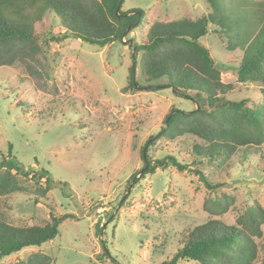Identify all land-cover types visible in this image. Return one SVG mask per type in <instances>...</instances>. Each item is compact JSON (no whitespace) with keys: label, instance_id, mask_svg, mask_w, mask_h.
<instances>
[{"label":"rangeland","instance_id":"1","mask_svg":"<svg viewBox=\"0 0 264 264\" xmlns=\"http://www.w3.org/2000/svg\"><path fill=\"white\" fill-rule=\"evenodd\" d=\"M121 9L144 12L141 24L121 43L100 48L73 38L59 42V22L46 13L37 61L0 67V149L6 155L10 143L12 154L31 171L27 178L18 176L30 194L6 197L10 222L42 224L48 219L47 207L57 215L74 216L59 225L54 240L26 248L0 264L23 260L36 251L51 256L54 264H160L177 252L184 234L207 221L205 198L234 197L233 206L220 217L228 224L253 202L264 208V157L233 160L221 171L205 168L225 185L215 193L197 177L174 168L156 170L127 188L129 177L143 167L142 147L159 132L170 109L187 113L195 108L163 87V80L149 84L156 91L121 92L134 59L135 79L142 82L137 70L140 53L133 51L134 45L141 43L153 22L196 19L209 8L205 0H124ZM201 41L220 67L222 81H234L232 62L239 61L240 53L227 51L213 31ZM244 88L229 98L255 100L258 89L264 91L261 83ZM197 141L190 135L157 140L147 154L151 160L172 155L188 161L187 150ZM40 170L48 173L51 188L45 198L36 200L32 191L43 183L37 180ZM99 216L101 233L96 237Z\"/></svg>","mask_w":264,"mask_h":264},{"label":"trees","instance_id":"2","mask_svg":"<svg viewBox=\"0 0 264 264\" xmlns=\"http://www.w3.org/2000/svg\"><path fill=\"white\" fill-rule=\"evenodd\" d=\"M122 4L124 0H121ZM209 12L196 19L180 18L156 21L149 25L144 39L134 49L140 53L137 70L142 82L129 70L122 93H135L150 88L152 82L163 80V87L190 100L195 108L183 112L172 107L157 134L148 138L141 149L143 167L127 180L138 183L156 170L174 168L197 177L212 193L225 185L211 178L205 168L224 170L233 160L264 157V91L258 89L255 100H231L229 97L244 86H264V0H205ZM120 0H0V67L14 61H37L41 31L46 13L59 22L62 35L57 41H76L103 48L123 42L124 34L141 24V10H116ZM233 4V6H232ZM235 8V9H234ZM131 28V29H130ZM213 31L229 52H239L235 64V80L223 82L202 38ZM146 84V85H144ZM73 105V104H72ZM190 135L199 140L188 151L190 159L179 161L175 156L151 160L147 150L157 140H175ZM183 142V141H182ZM31 171L12 154L0 149V261L30 247H40L59 236V225L73 219L71 214L57 215L49 210L42 224L14 225L10 222L6 197L12 193L30 194L18 182V176L29 177ZM47 172L40 170L43 180L32 195L43 199L51 188ZM64 184L65 183H60ZM35 200V201H36ZM36 201L35 203H37ZM233 196L221 194L207 197L202 204L208 215L205 223L193 227L182 236L180 247L170 260L160 264H178L191 260L198 264H264V208L257 202L242 209L233 224L220 219L233 206ZM102 248H105L102 241ZM10 264H54V259L40 251Z\"/></svg>","mask_w":264,"mask_h":264},{"label":"water","instance_id":"3","mask_svg":"<svg viewBox=\"0 0 264 264\" xmlns=\"http://www.w3.org/2000/svg\"><path fill=\"white\" fill-rule=\"evenodd\" d=\"M122 4V1L120 0L119 2V5H118V8L116 10V15L118 16V10H119V7L121 6ZM131 29V28H130ZM126 35V33L124 34ZM133 51H135V49H133ZM133 59H134V52H133V55H132ZM133 68H134V63H133ZM174 91V90H173ZM176 93V91H174ZM101 222H102V217L99 216L96 223H95V236L96 237H99L100 233H101Z\"/></svg>","mask_w":264,"mask_h":264}]
</instances>
